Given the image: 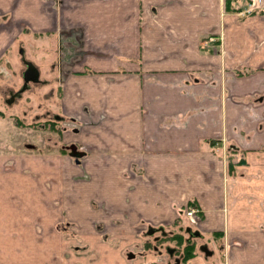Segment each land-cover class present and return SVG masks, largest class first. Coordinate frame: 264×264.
<instances>
[{"label":"crops","instance_id":"1","mask_svg":"<svg viewBox=\"0 0 264 264\" xmlns=\"http://www.w3.org/2000/svg\"><path fill=\"white\" fill-rule=\"evenodd\" d=\"M247 3L0 0V78L31 51L61 82V142L86 152L3 143L0 264H141L145 225L190 201L216 249L192 264H264V9Z\"/></svg>","mask_w":264,"mask_h":264},{"label":"rangeland","instance_id":"2","mask_svg":"<svg viewBox=\"0 0 264 264\" xmlns=\"http://www.w3.org/2000/svg\"><path fill=\"white\" fill-rule=\"evenodd\" d=\"M24 48L26 47L21 44L17 46V64L24 65L23 60L21 59V55H24L27 60L36 64L37 62L35 60V57L32 56V52L27 48L25 51ZM21 51H23V53H21ZM17 64L15 66H17ZM36 65L39 67L38 64ZM21 70L22 67H19L16 70L11 71L10 74H5L0 78V109L7 113V116H0V137H3L0 138V147L2 148L3 143H7L8 141V144L12 145V147L15 148V150L11 151H16L21 150L22 148L18 149V147L23 146L24 142H26L27 145L30 146V148H26L28 149L27 151L41 154V151H45L49 148L53 149L54 145L52 143H57L55 139H57L58 135L56 134V132L53 133V130L49 129L50 121L48 119L56 120L57 122H59V124L61 122L62 125H66L69 121H71V116H62L63 114L57 111L60 107L61 82L58 80L45 79L42 73L40 74V81H29L27 88L24 91L20 92L19 95H17V93L24 85V80L22 74L20 73ZM11 90L15 91V95L10 94ZM7 98L9 102L7 101ZM55 112H58L57 114L59 115L56 118L53 116ZM58 119L60 121H58ZM50 135L54 136L55 138L50 137ZM223 139L224 140H220L218 144H213V146L215 148V151L220 152V156L227 155V170L231 175L232 172L231 170L229 171V164H232V161L229 158L231 149L228 150L229 143H227L225 138ZM22 142L23 144H21ZM218 148H221V151H219ZM66 151V156L69 157L73 161L72 164L75 165V158L72 157L70 153H68V150ZM184 218L186 217L184 216ZM186 223H188L187 219ZM68 225L69 223H66L63 226L67 228ZM70 225H72V223ZM205 237L207 239L206 235ZM208 245L211 248L210 244ZM154 253L151 251H146L147 258L149 260L156 259L158 263H163L165 259L164 256H157V253ZM199 253L202 256H206V253L202 250H200ZM215 257L216 256L213 255L206 260L214 262ZM138 258H141V256H139ZM206 260L203 257H198V259L194 262L200 263L205 262ZM186 264H188L187 261Z\"/></svg>","mask_w":264,"mask_h":264},{"label":"flooded vegetation","instance_id":"3","mask_svg":"<svg viewBox=\"0 0 264 264\" xmlns=\"http://www.w3.org/2000/svg\"><path fill=\"white\" fill-rule=\"evenodd\" d=\"M25 71L26 68H24L23 74ZM10 94H15V91L11 90ZM147 225H145L147 227L142 239L143 249H140L139 254L136 255L146 259L141 264H186V261L188 264H192L197 257H203L205 260L209 258L208 254L202 256L199 253L210 242L209 239H206L205 234L202 233L199 226H191L186 223V220L179 221V223L175 222L174 228L168 229L160 224L154 225L149 223ZM213 234L216 236L215 233ZM223 248V245H221L219 251H223ZM146 251L155 252L157 256H164L163 263H158L156 259L149 260ZM132 252L131 250L129 251V257ZM223 257L225 259V255H222V259L220 256L222 261H224ZM133 258L131 257L130 259Z\"/></svg>","mask_w":264,"mask_h":264},{"label":"water","instance_id":"4","mask_svg":"<svg viewBox=\"0 0 264 264\" xmlns=\"http://www.w3.org/2000/svg\"><path fill=\"white\" fill-rule=\"evenodd\" d=\"M25 64L27 68L24 73V85L17 94H19L20 92L24 91L27 88L30 80L34 82H37L39 80V71L37 67L31 61L28 60H25ZM69 148H70V155L72 157H75L77 162H79V159L85 155V152L79 151L77 145L75 144H71ZM202 250L205 251L207 254L213 253L211 250L208 249L207 246H204Z\"/></svg>","mask_w":264,"mask_h":264},{"label":"trees","instance_id":"5","mask_svg":"<svg viewBox=\"0 0 264 264\" xmlns=\"http://www.w3.org/2000/svg\"><path fill=\"white\" fill-rule=\"evenodd\" d=\"M0 116H7V114L0 109ZM50 121V130H53V133H59L60 132V128L58 127V124L59 122H57L56 120H52V119H49ZM52 132V131H51ZM233 168V164H230V170ZM191 206L192 205H196V202L194 201H190L189 203ZM215 235L217 236V233H215Z\"/></svg>","mask_w":264,"mask_h":264},{"label":"built area","instance_id":"6","mask_svg":"<svg viewBox=\"0 0 264 264\" xmlns=\"http://www.w3.org/2000/svg\"><path fill=\"white\" fill-rule=\"evenodd\" d=\"M263 3V0H250V4H249V7L241 12V14H244L246 12H251L254 8L260 6L261 4ZM188 215L190 216H194L195 215V209H191L187 212Z\"/></svg>","mask_w":264,"mask_h":264}]
</instances>
